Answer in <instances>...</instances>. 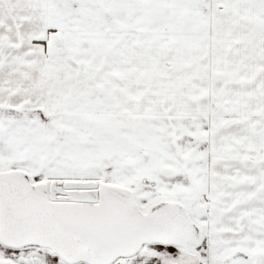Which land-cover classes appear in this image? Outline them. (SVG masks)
Masks as SVG:
<instances>
[{"label": "snow or ice", "instance_id": "snow-or-ice-1", "mask_svg": "<svg viewBox=\"0 0 264 264\" xmlns=\"http://www.w3.org/2000/svg\"><path fill=\"white\" fill-rule=\"evenodd\" d=\"M0 264H264V0H0Z\"/></svg>", "mask_w": 264, "mask_h": 264}]
</instances>
